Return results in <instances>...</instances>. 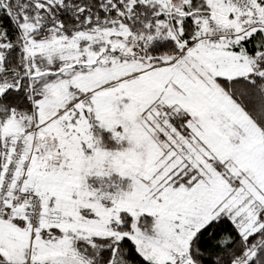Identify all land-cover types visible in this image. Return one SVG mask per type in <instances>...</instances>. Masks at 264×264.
I'll return each instance as SVG.
<instances>
[{"label":"snow or ice","instance_id":"6c2138e0","mask_svg":"<svg viewBox=\"0 0 264 264\" xmlns=\"http://www.w3.org/2000/svg\"><path fill=\"white\" fill-rule=\"evenodd\" d=\"M0 264H264V0H0Z\"/></svg>","mask_w":264,"mask_h":264}]
</instances>
